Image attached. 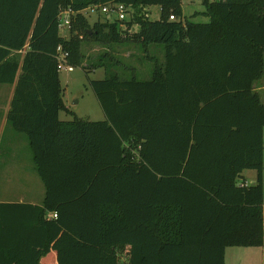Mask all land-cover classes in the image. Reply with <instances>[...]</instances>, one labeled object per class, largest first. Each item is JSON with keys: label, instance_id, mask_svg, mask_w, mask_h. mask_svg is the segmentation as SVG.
Returning <instances> with one entry per match:
<instances>
[{"label": "trees", "instance_id": "1", "mask_svg": "<svg viewBox=\"0 0 264 264\" xmlns=\"http://www.w3.org/2000/svg\"><path fill=\"white\" fill-rule=\"evenodd\" d=\"M108 1L128 6L124 21L81 12ZM202 3L195 15L207 22L185 19L181 0H0V84H15L7 121L26 135L45 189L40 206L0 203V264H47L51 249L55 264H224L226 247L261 243L264 105L252 84L264 74V0ZM64 8L75 11L68 38ZM87 40L155 45L163 57H149L148 79L122 67L90 80L105 119L63 120L74 113L57 47L85 71ZM244 169L255 184L238 185ZM46 210L56 219L42 220ZM39 224L42 249L28 261L24 227Z\"/></svg>", "mask_w": 264, "mask_h": 264}, {"label": "rangeland", "instance_id": "2", "mask_svg": "<svg viewBox=\"0 0 264 264\" xmlns=\"http://www.w3.org/2000/svg\"><path fill=\"white\" fill-rule=\"evenodd\" d=\"M203 0H181V6L184 18L193 22H207L209 18L205 15H195L197 12L204 10ZM213 1V0H209ZM148 16L151 19H159L161 15V7L152 5L146 8ZM89 21L93 22L97 16L104 17L100 14H87ZM109 20L116 18L115 13L106 15ZM138 24L130 27V33L137 31ZM60 34L65 38L69 37L68 29L61 27ZM125 32H123L124 34ZM81 53L84 55L83 64L86 66V72L82 66H73V71L60 70L59 76L61 86L64 92V100L68 108L74 115L60 112V117L63 120L71 119L77 116L86 120H103L105 115L99 101L90 85L91 79H101L107 75L108 70L121 72L122 67L129 68L138 79H148L151 76L153 63L150 56L153 55L157 61L162 60L163 54L158 46L151 45L144 49L138 44L123 43V42H104L97 43L93 41H83L80 45ZM113 59H111L112 57ZM101 59L104 65L93 68L92 63ZM119 62H117V61ZM112 61L114 62L111 63ZM110 62V64H108ZM111 65V66H107ZM122 66V67H121ZM110 67V68H109ZM14 84H0V103L9 96V92L13 90ZM6 89V90H5ZM1 113L4 111H0ZM1 117V114H0ZM264 141V132H263ZM12 142V145H8ZM0 173L7 172L8 178L11 181H6L7 178L0 177V191L10 190L15 193L24 192L30 193L32 190L43 189V183L38 176L32 161V152L23 133L13 130L8 125L6 128L0 126ZM11 147V148H9ZM13 147V148H12ZM31 163V165H28ZM247 171L250 169H246ZM250 173V172H249ZM257 174V172H256ZM239 181V178H238ZM263 213H264V157H263ZM21 190V191H20ZM30 191V192H29ZM224 264H264V222L263 234L261 243L250 246H228L224 253Z\"/></svg>", "mask_w": 264, "mask_h": 264}, {"label": "crops", "instance_id": "3", "mask_svg": "<svg viewBox=\"0 0 264 264\" xmlns=\"http://www.w3.org/2000/svg\"><path fill=\"white\" fill-rule=\"evenodd\" d=\"M117 61V60H116ZM114 61H112L111 63H113ZM122 67V66H121ZM15 86V84H14ZM253 90L254 92H256L259 97H260V101L262 102V104L264 105V74L261 78L255 80L252 84ZM1 89V88H0ZM6 90V89H5ZM13 91H14V87L11 91L9 92V96L6 98V100L3 102V105H1L0 103V111H4V112H0L1 117H0V126L2 127H7L8 121H7V113L10 107V101L13 95ZM68 107V106H67ZM61 118V117H60ZM263 132H264V128H263ZM264 143V141H263ZM8 145H12V142H10ZM11 148V147H9ZM13 148V147H12ZM2 149V143H0V150ZM33 161V160H32ZM34 164V163H33ZM28 165H31V163H28ZM1 166V165H0ZM35 168V167H34ZM7 172H10L9 170L3 171V173H0V177L2 178H7L6 181H11V178H8ZM250 172V173H249ZM239 181L237 179V183L239 186H249V185H253L256 183V179H257V174H256V170L254 169H250V170H246L244 169L240 175H239ZM1 180V179H0ZM2 181V180H1ZM15 191H17L16 189H14ZM15 191L10 192V190H7L6 193L5 191H0V203L1 202H7V203H25V204H29V205H41L45 196V189H36V190H32V192L30 193H26V191L24 192H19V193H15ZM21 191V190H20ZM25 213L30 210V212H32L33 209H29V207H25L24 208ZM27 210V211H26ZM29 212V211H28ZM54 211H50V210H46L43 214L42 220L48 222V221H52L56 219V216H53ZM9 215H13V213H9ZM26 215V214H25ZM30 216V221L32 223V225H35V221L33 220V218L31 217V214L29 213ZM29 216L28 218L25 217V220L29 221ZM21 220V218L15 217L13 218V221H15L16 223H19ZM30 223V222H29ZM41 225L39 224L37 225V228H31L29 225H27V227H24L25 229V235L28 234H32L33 236L30 239L32 242V244H27V260L28 261H33L34 256H35V252L38 250H41L42 247L41 245L37 244V242H39L38 240L41 238V236L43 234H45V231H43L41 229ZM37 231V233H36ZM35 243V244H33ZM129 249H130V245H125L120 246L115 248V256L116 259L118 261L121 262H126L129 260ZM40 260H42V262H45L47 264H55V262L57 261V252L54 249H51V251L45 255L44 257L41 256Z\"/></svg>", "mask_w": 264, "mask_h": 264}, {"label": "built area", "instance_id": "4", "mask_svg": "<svg viewBox=\"0 0 264 264\" xmlns=\"http://www.w3.org/2000/svg\"><path fill=\"white\" fill-rule=\"evenodd\" d=\"M129 8L124 3L121 2H115V1H108L106 3L102 4H90L86 8L82 9L81 12L84 14H102L107 15L109 13H115L116 18L118 21H124L128 15ZM75 14V11L71 8H64L59 13V27H64L68 29L71 25V17ZM169 19L173 20L175 19L174 14L169 15ZM123 30H128V27L125 24H121ZM57 51L59 53L58 55V69H64L66 71H73L74 67L72 64H70L67 59V52L63 51L61 49V46L57 47ZM53 216H56V213H53Z\"/></svg>", "mask_w": 264, "mask_h": 264}, {"label": "water", "instance_id": "5", "mask_svg": "<svg viewBox=\"0 0 264 264\" xmlns=\"http://www.w3.org/2000/svg\"><path fill=\"white\" fill-rule=\"evenodd\" d=\"M89 33H91V31L89 30Z\"/></svg>", "mask_w": 264, "mask_h": 264}]
</instances>
